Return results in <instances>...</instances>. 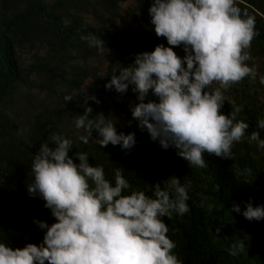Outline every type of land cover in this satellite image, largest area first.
<instances>
[{"label":"trees","instance_id":"1","mask_svg":"<svg viewBox=\"0 0 264 264\" xmlns=\"http://www.w3.org/2000/svg\"><path fill=\"white\" fill-rule=\"evenodd\" d=\"M153 0H0V243L13 248L39 244L44 232L33 220L55 222L44 201L32 198L31 162L40 144L53 134L73 140L69 155L87 152L90 164L102 165L114 183L115 170L123 168L132 190L152 196L154 184L176 176L188 189L189 212L163 220L174 254L182 264H264V221H248L230 212L239 204L241 213L249 200L264 205V149L246 137L264 119V0H237L242 14L255 17L258 35L247 49L249 67L257 77H245L229 87L222 112L241 107L239 120L249 124L246 137L234 142L231 159L204 154L207 167L189 166L175 149L163 150L137 127L130 107L138 101L131 87L125 94L106 90L111 74L134 63L136 54L167 45L150 23ZM86 16L93 18L87 22ZM134 31V32H133ZM95 35L105 42L108 54L90 48L81 36ZM178 56L183 47H174ZM118 74V73H117ZM218 85L214 84L213 87ZM70 95L73 101L66 102ZM86 96L92 116L103 113L116 119L118 133H135L130 152L119 146L83 144L84 134L73 117L83 114ZM148 99L156 101V97ZM146 99L145 102H148ZM96 139V133H93ZM251 170V171H249ZM220 233L216 234V229ZM239 240L245 248L235 257L229 249Z\"/></svg>","mask_w":264,"mask_h":264},{"label":"clouds","instance_id":"2","mask_svg":"<svg viewBox=\"0 0 264 264\" xmlns=\"http://www.w3.org/2000/svg\"><path fill=\"white\" fill-rule=\"evenodd\" d=\"M148 11L156 36L166 38L169 47L160 44L152 52L136 54L132 65L111 74L105 89L125 94L131 87L138 101L130 107L137 127L161 149H175L189 166L207 167L205 153L231 159L234 142L246 137L249 124L238 119L239 106L227 115L222 112L225 91L245 77H257L246 63L252 59L247 49L258 35L255 17L242 14L237 0H153ZM81 39L108 54L101 38ZM180 46L183 58L173 50ZM64 100L73 101L70 95ZM89 100L99 103L95 96L85 97L83 114L73 117L75 128L84 133L77 139L130 152L135 133H118L111 116H92ZM257 128L264 130V119ZM246 138L264 149L260 131ZM74 147L73 140L53 134L33 155L27 191L44 201L55 222L33 220L44 232L38 245L13 248L0 243V264H182L163 218L189 212L190 184L170 176L153 185L152 196L139 190L125 194L131 185L122 167L115 170L113 183L102 165L90 164L87 152L77 151L74 162L69 155ZM230 212L250 222L264 221V205L254 207L250 200L242 213L235 203ZM244 248L239 240L229 255L235 257Z\"/></svg>","mask_w":264,"mask_h":264},{"label":"rangeland","instance_id":"3","mask_svg":"<svg viewBox=\"0 0 264 264\" xmlns=\"http://www.w3.org/2000/svg\"><path fill=\"white\" fill-rule=\"evenodd\" d=\"M86 19H87V22H89V23H91V22L94 21L93 18H91V17H89V16H86ZM133 32H134V31H133ZM230 94H231V91H230V89L228 88V89L225 91V96H226L227 98H229V97H230Z\"/></svg>","mask_w":264,"mask_h":264}]
</instances>
